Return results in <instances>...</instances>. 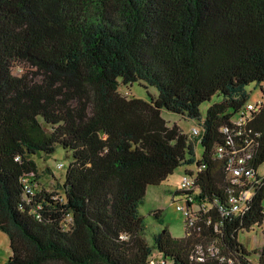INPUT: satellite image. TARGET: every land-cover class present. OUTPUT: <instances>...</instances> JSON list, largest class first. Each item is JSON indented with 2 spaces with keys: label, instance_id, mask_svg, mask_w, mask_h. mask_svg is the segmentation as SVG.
I'll list each match as a JSON object with an SVG mask.
<instances>
[{
  "label": "trees",
  "instance_id": "trees-1",
  "mask_svg": "<svg viewBox=\"0 0 264 264\" xmlns=\"http://www.w3.org/2000/svg\"><path fill=\"white\" fill-rule=\"evenodd\" d=\"M136 84L157 93L122 94ZM58 146L60 193L39 189L33 159ZM230 158H246L241 185ZM194 164V188L174 193L200 205L193 225L150 246L148 189ZM242 191L245 209L223 215ZM256 229L249 251L239 236ZM0 231L8 264H264V0H0Z\"/></svg>",
  "mask_w": 264,
  "mask_h": 264
},
{
  "label": "rangeland",
  "instance_id": "rangeland-1",
  "mask_svg": "<svg viewBox=\"0 0 264 264\" xmlns=\"http://www.w3.org/2000/svg\"><path fill=\"white\" fill-rule=\"evenodd\" d=\"M26 67L23 64H17L15 67V74L20 75L25 72ZM247 90L252 93L251 103H255L260 99L259 87L256 84H251L247 87ZM147 89L140 87L138 84L134 85L130 89L122 88V94L130 96L131 94L138 98H148ZM152 93H157L153 88H150ZM218 98H214L212 103L217 101ZM211 103V104H212ZM210 103L202 105L203 115H206ZM162 117L167 121L170 126L178 125L185 134L190 136L191 131L194 128H199L197 121L184 119L182 116L162 111ZM193 139V138H191ZM203 147L198 144L196 146V160L200 161L203 156ZM34 161L39 167L40 185L39 189H44L49 192H61V187L65 181V175L67 167L71 161V156L62 147L58 146L56 152L52 155H46L40 153L33 157ZM62 164L65 166L61 169ZM51 170V173H47V169ZM196 164L186 165L177 169L170 178L161 184L160 186L150 187L147 191L146 198L143 204L140 206V214L145 218L146 233L145 237L150 246H154V237L159 233L169 230L170 234L174 238H183L186 233V214L183 211H179L178 207L186 206V198L184 196L175 197L174 193L179 191L187 171H196ZM200 205L195 202L193 205V212H199ZM160 212L162 214L161 221L155 219L154 213ZM261 233L259 229L250 234L243 233L239 236V241L248 247L249 251H258L263 244L261 239ZM11 256L10 239L7 234L0 231V264H8ZM257 256H254L253 260L256 261Z\"/></svg>",
  "mask_w": 264,
  "mask_h": 264
},
{
  "label": "built area",
  "instance_id": "built-area-1",
  "mask_svg": "<svg viewBox=\"0 0 264 264\" xmlns=\"http://www.w3.org/2000/svg\"><path fill=\"white\" fill-rule=\"evenodd\" d=\"M249 110H253L254 107L252 105L248 106ZM199 129L194 128L191 131V134L193 135H199ZM230 167H231V175H232V182L236 185H241V179L245 174V170H244V165L246 163V158H240L239 159V165L235 166L234 165V161L232 158H230ZM195 185V181L193 178L185 176L181 185V190L183 191H190L191 189L194 188ZM252 197V192L251 191H242L240 192L239 196H232L230 198V211H223V215H229L231 213H239L242 212L245 207L246 204L250 201ZM184 198H186V206L182 207L179 206L178 210L179 211H183L186 214V219H188L190 226L193 225L194 220H195V213L193 212L192 208L193 205L195 204L196 200L194 198L193 195L190 196H185ZM188 202H191L192 205L190 207H188ZM201 210V209H200ZM164 262H156V261H152V264H163Z\"/></svg>",
  "mask_w": 264,
  "mask_h": 264
}]
</instances>
